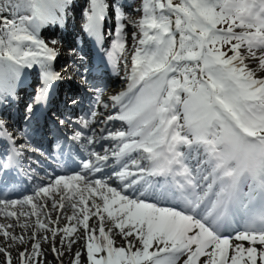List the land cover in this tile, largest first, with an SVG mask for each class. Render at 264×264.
Wrapping results in <instances>:
<instances>
[{
	"label": "snow or ice",
	"instance_id": "obj_1",
	"mask_svg": "<svg viewBox=\"0 0 264 264\" xmlns=\"http://www.w3.org/2000/svg\"><path fill=\"white\" fill-rule=\"evenodd\" d=\"M0 216L3 264H264V0H0Z\"/></svg>",
	"mask_w": 264,
	"mask_h": 264
},
{
	"label": "rangeland",
	"instance_id": "obj_2",
	"mask_svg": "<svg viewBox=\"0 0 264 264\" xmlns=\"http://www.w3.org/2000/svg\"><path fill=\"white\" fill-rule=\"evenodd\" d=\"M140 2H141V0H131L130 1V4H133L135 7H140ZM132 8H130V10H131ZM132 11V10H131ZM133 18H135V19H139L140 18V14L139 13H133ZM129 33H131V31L129 32ZM129 35H131V34H129ZM129 42H130V44L132 45V38H131V36H129ZM19 233H20V231H18ZM18 233V234H19ZM77 246V245H76ZM67 257H70L69 255L67 256ZM3 256L2 255H0V264H3ZM65 263L66 264H71V260H70V258H68V260L66 259V261H65Z\"/></svg>",
	"mask_w": 264,
	"mask_h": 264
},
{
	"label": "bare ground",
	"instance_id": "obj_3",
	"mask_svg": "<svg viewBox=\"0 0 264 264\" xmlns=\"http://www.w3.org/2000/svg\"><path fill=\"white\" fill-rule=\"evenodd\" d=\"M70 33H71V31H70V29H68L67 31H66V34L65 35H70ZM53 217L55 218V213L53 214ZM0 222H4V218L2 217V216H0ZM65 223V221H61V224H64ZM90 223H92V221H90ZM18 231H20L21 232V229L19 228V227H17L16 229H15V232L18 234L19 232ZM30 234V233H29ZM4 241V238L2 237V236H0V243H2ZM57 245H59V243H57ZM13 248H16V247H13ZM11 250V249H10Z\"/></svg>",
	"mask_w": 264,
	"mask_h": 264
}]
</instances>
